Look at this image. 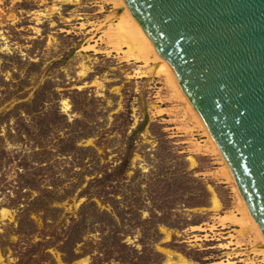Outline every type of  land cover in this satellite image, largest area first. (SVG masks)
Segmentation results:
<instances>
[{
    "label": "rangeland",
    "instance_id": "obj_1",
    "mask_svg": "<svg viewBox=\"0 0 264 264\" xmlns=\"http://www.w3.org/2000/svg\"><path fill=\"white\" fill-rule=\"evenodd\" d=\"M112 3L0 0V264H264L221 158Z\"/></svg>",
    "mask_w": 264,
    "mask_h": 264
},
{
    "label": "water",
    "instance_id": "obj_2",
    "mask_svg": "<svg viewBox=\"0 0 264 264\" xmlns=\"http://www.w3.org/2000/svg\"><path fill=\"white\" fill-rule=\"evenodd\" d=\"M215 139L264 236V0H123Z\"/></svg>",
    "mask_w": 264,
    "mask_h": 264
},
{
    "label": "bare ground",
    "instance_id": "obj_3",
    "mask_svg": "<svg viewBox=\"0 0 264 264\" xmlns=\"http://www.w3.org/2000/svg\"><path fill=\"white\" fill-rule=\"evenodd\" d=\"M113 1H114V4H116L117 6L120 5V7H121V13L118 15L119 16V18L117 20L118 22L116 23V28L118 30L119 36L121 38H124L123 39L124 43H126L128 45V49L129 48H130V50L132 48L136 49L137 53L136 52L135 53H136L137 57H140V58L144 57V58L148 59L149 55H151L152 59L157 61L156 71L164 73V75H165L164 77H165L166 81L170 83V85H171L173 91L176 93V95L184 101V103H185L187 109L189 110L191 116L193 117L194 121L197 123L198 126H200L204 130V132L207 136L208 143H209L208 146L213 151H215V153H217L219 155V157L221 158L222 164H223V166H222L223 172H224L225 176L231 181L233 188L235 190V193L238 196V202L240 205V208L238 210L241 211V216L238 217L236 223L239 222L238 224H240L244 230H250L252 235H254L253 239H256V240L261 242V245H260L261 248H260V250H257V251L262 255V259L264 261V236H263L260 228L258 227L257 223L255 222V219L253 218L251 212L247 208V206L244 202V199H243V197H242V195H241V193H240V191L236 185V182H235V180H234V178H233V176H232V174H231V172H230V170H229V168H228V166H227V164H226V162H225V160H224V158L220 152V149H219L215 139L213 138L211 133L208 131L207 127L205 126V124L203 123V121L201 120V118L199 117V115L197 114V112L195 111L193 106L191 105L190 101L188 100V98L186 97V95L184 94L182 89L180 88V86L177 83V80L175 78V74H174L173 70L167 64V62L165 60H163L157 54L152 42L150 41L148 36L145 34V32L142 30L141 26L138 24V22L135 20V18L128 11L124 1L123 0H113ZM65 107L66 108L68 107V105L66 103H65ZM223 172H222V174H223ZM211 201L213 202L214 205H218V199H217L215 194L212 195ZM1 212L5 213L6 209H2ZM236 218L237 217H235V219ZM179 259H180V261H182V257Z\"/></svg>",
    "mask_w": 264,
    "mask_h": 264
}]
</instances>
